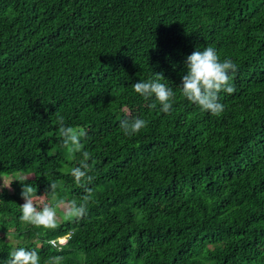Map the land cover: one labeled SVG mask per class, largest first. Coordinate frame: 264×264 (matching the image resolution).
Returning <instances> with one entry per match:
<instances>
[{"label":"trees","instance_id":"trees-1","mask_svg":"<svg viewBox=\"0 0 264 264\" xmlns=\"http://www.w3.org/2000/svg\"><path fill=\"white\" fill-rule=\"evenodd\" d=\"M208 46L237 65L219 116L180 93ZM154 72L176 93L167 114L133 89ZM57 113L87 131L88 213L36 228L0 192V264L17 246L41 264H264V0H0V174L31 175L37 195L60 180L79 201L82 154ZM137 117L146 127L125 135ZM66 234L62 251L47 243Z\"/></svg>","mask_w":264,"mask_h":264},{"label":"clouds","instance_id":"clouds-1","mask_svg":"<svg viewBox=\"0 0 264 264\" xmlns=\"http://www.w3.org/2000/svg\"><path fill=\"white\" fill-rule=\"evenodd\" d=\"M187 72L182 76L180 93L189 102L194 103L203 111L219 116L224 111V105L219 102V94L223 91L232 94L235 91L231 83L230 73L237 71V65L231 59L221 61L217 51L211 47L203 50L193 51L186 61ZM165 77L162 73L154 72V76L147 81H139L133 85L134 91L145 100L155 98L160 105V110L167 114L171 111L176 93L161 81ZM151 107H156L153 103ZM127 111V110H126ZM56 124L57 135L62 141V146L67 149L70 158H75L76 153L82 154L79 166L68 171L74 178L77 187L84 190L85 195L77 201L76 199H64L59 197L58 189L62 188V181L49 180L48 189L37 195V185L28 183L29 175L17 173L13 178L4 181L3 187L11 188L13 181L22 184L21 196L24 203L20 205V221L45 230H55L62 221H79L88 213V205L93 199L89 185L93 176L88 160L91 154L84 151L82 138L87 136L83 127L67 126L64 117L57 113ZM147 125L142 118L122 119L120 128L125 135L132 136L139 133ZM46 177V176H45ZM47 243L57 251H62L63 246L58 239H49ZM62 256H53L46 264H62ZM5 264H41V258L35 249L23 246L13 248Z\"/></svg>","mask_w":264,"mask_h":264},{"label":"rangeland","instance_id":"rangeland-1","mask_svg":"<svg viewBox=\"0 0 264 264\" xmlns=\"http://www.w3.org/2000/svg\"><path fill=\"white\" fill-rule=\"evenodd\" d=\"M29 176H31V175H29ZM14 177V175H6V174H0V192H16V194H17V197H16V202L19 204V205H21V204H23L24 203V200H23V198H22V196H21V191H22V188L21 187H19V186H15L13 183L11 184V188L9 189V188H6V187H3V180L4 181H7V180H9V179H11V178H13ZM3 179V180H2ZM41 194H43V193H41ZM41 194H38V195H41ZM3 236H4V238L6 237V238H8L9 236H8V234H3Z\"/></svg>","mask_w":264,"mask_h":264},{"label":"built area","instance_id":"built-area-1","mask_svg":"<svg viewBox=\"0 0 264 264\" xmlns=\"http://www.w3.org/2000/svg\"><path fill=\"white\" fill-rule=\"evenodd\" d=\"M68 237H69V235L66 234V235L57 237L56 239H58L60 241V243L63 244V243H65L67 241Z\"/></svg>","mask_w":264,"mask_h":264}]
</instances>
